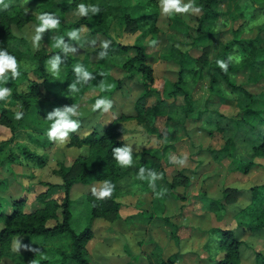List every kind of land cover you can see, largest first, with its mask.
Instances as JSON below:
<instances>
[{
  "label": "trees",
  "instance_id": "obj_1",
  "mask_svg": "<svg viewBox=\"0 0 264 264\" xmlns=\"http://www.w3.org/2000/svg\"><path fill=\"white\" fill-rule=\"evenodd\" d=\"M227 1L194 0V7L199 8V15L195 19L196 26L192 30L196 43L187 51L174 48L168 53L166 60L174 62L177 66V70L173 72L175 79L166 80L165 92H159L152 87L154 75L153 68L148 62L147 46L143 43L120 44L109 35L113 24L131 32L143 28L142 36L146 33H155L157 31L155 21L158 16L155 0H82L86 4L98 5L100 11L95 14L89 13L88 16L69 24H64V15L68 10L75 8L72 0H0V47L6 48L17 61L30 62L33 66L30 72L34 79H29L27 74L23 75L27 81L26 89L14 90L10 97L11 104L19 105L20 109L11 110L4 105L6 98L0 99V124L8 126L12 132L15 130L12 121L17 120L20 124L26 115H31L33 112H51L56 107L78 105L79 98L93 84L97 85V89L103 95L108 93V99L111 100V94L120 89L123 82L114 79L109 73L118 56L125 55V59L117 65L127 74L126 78L138 79L143 85L142 92L134 101L133 115L114 114L111 105L110 115H107V118L100 117L102 112L99 116L96 115L94 117L96 122L94 121L92 126L88 122L87 127L91 126V129L83 135H79L77 131L85 125V118L82 115L74 117L80 121V124L69 134V146H87V154L76 157L70 167L59 164L58 174L63 181L60 185L61 199L53 198L48 190H44L36 196L37 206L32 212L25 211L24 197L9 201V212L0 210V221L3 223L0 228V264L7 259L15 261L11 244L17 236L36 238L68 236L71 249L68 254L62 255V260H70L73 264H93L88 259L85 247L93 236V223L97 219L109 222L118 220L120 203L117 199L120 196L147 192L154 197L155 202L163 201L172 195H176L179 199L175 189L178 185H185L188 177L180 172L168 181L165 166L170 162L162 161L166 149L132 152L133 162L128 166H121L114 160L112 149L125 144L120 139L125 133L122 122L133 119L147 133L157 134L151 120L165 117L168 122H172L175 111L173 108H181L182 119L194 115L196 121L203 122V131L206 135L212 136L216 132L224 136L220 149L210 148L207 151L213 161L220 162L227 158L229 172L246 175L251 167L257 164L255 159L264 157V108L255 106L254 95L247 89V84H236L233 80L234 73L240 68L252 72L262 70V77L264 76V22L255 25L258 29L255 35L250 37L240 35L246 26H248L247 30H251L256 24L249 23L250 20L257 21L263 15L264 0H248L242 6L237 3L235 9L238 13L231 20L227 19V12L221 7ZM54 10L62 11L60 30L79 28V36L82 34L91 37L103 36L109 41L106 56L101 58L98 55L103 50V44L95 47L91 53H85V57L89 54L97 57L96 63L91 67L95 79L87 83L76 82V73L73 70L76 65L75 57L62 52L61 49L48 52L44 47H40L32 51L27 42L14 33L13 28L20 29L28 22H34L35 25L39 23L37 19L39 13ZM223 18L226 21L219 22L221 30L219 32L223 33L228 28L231 39L227 43H213L215 34H218L214 32L216 22ZM238 19L244 21L236 27L226 25L228 22L235 24ZM82 28L85 29L84 32L81 31ZM84 38L80 37V43L85 40ZM202 42H205V50L200 46ZM213 44L217 45L209 46ZM217 46H220L219 51ZM129 50L134 54L126 57ZM192 50L197 51L199 55L193 56ZM238 52L243 53L244 56L236 65L234 56ZM57 53L63 57V63L60 66V76L54 77L47 65L49 58ZM221 59L228 60L227 71H223L216 63ZM190 78L196 82L203 78L206 81L204 88L207 95L203 108L196 111L194 93L189 92ZM49 82L60 85L61 94L47 88ZM73 82H76L78 91L73 92L70 87L68 88ZM111 83L115 84L114 90H104V87ZM227 91L242 94L246 99L245 104L241 105V111L233 116H226L210 106L213 98L215 101H220L225 98ZM153 96L157 97L156 104L146 107V101ZM178 98H181L182 102L177 106L175 99ZM169 99L172 100L171 103H167ZM44 108H47V111H44ZM98 110L100 109L95 111L99 112ZM17 112L23 113L19 119L15 117ZM97 116L98 120H96ZM19 148L25 160L43 163L42 156L23 145ZM141 167L145 169L143 178L140 173ZM151 169L159 174L154 181L148 176V171ZM104 180H109L114 185L111 195L104 198H99L94 193L89 195L87 199L89 220L77 230L78 228L73 225L72 209L76 202L70 196L72 187L78 184L89 185L91 182L102 183ZM43 185L48 186L49 189L58 187L49 183ZM221 190L220 195L217 196L202 193V198L208 203L209 211L207 216L204 215L205 218L201 217L202 219L210 220L211 217H215L221 220L226 214L231 215V221L227 226L217 225L209 228L203 223L200 225L207 238L204 244V251L208 255L206 262L240 264V249L245 242L244 236L264 229V185L252 186L249 189L250 202L245 206L235 202L239 194L237 189L221 188ZM138 216L152 218V214L143 213L127 220H135ZM50 221L54 223L48 225ZM255 262L264 264V255L255 253ZM174 263L175 257H169L165 261L159 258L157 262V264Z\"/></svg>",
  "mask_w": 264,
  "mask_h": 264
},
{
  "label": "rangeland",
  "instance_id": "obj_2",
  "mask_svg": "<svg viewBox=\"0 0 264 264\" xmlns=\"http://www.w3.org/2000/svg\"><path fill=\"white\" fill-rule=\"evenodd\" d=\"M155 1L158 10V16L155 21L157 31L155 33H146L142 36L143 28L131 32L119 25L113 24L109 31V35L113 40L119 42L120 44L133 45L134 43H143L147 46V53L149 55L148 62L153 68L154 75V84L152 87L159 92H165L166 80L173 81L175 79V74H173V72L177 70V66L174 62L166 60V57L169 52L174 50V48L181 51H187L190 47L195 45V35L192 33V30L195 29V19L198 17L199 11L189 10L184 13L167 15L161 12L159 0ZM247 1L248 0H228L224 5H222L221 7L223 10L227 12V19L231 20L238 13L237 9H235V5L237 3L239 6H242ZM81 2L82 0H72V4L75 8L70 9L65 13L64 24L75 22L82 17L76 12V5ZM183 2H188V0H183ZM53 12L59 17L62 15V11L60 10H54ZM220 21H226V19H218L216 22L217 24L215 25L214 32L218 34H215L212 42L217 44H219V42L227 43L231 39L228 28L223 33L219 32L221 31L219 29L220 26L218 25ZM243 21L244 19H238L235 24L228 22L226 25H234V27H236ZM261 22H264V13L257 21L253 20L252 22L250 20L249 23H256L253 26L254 28L252 27L251 30H247L248 26H246L241 31L240 35L242 37L255 35L258 30L257 27L255 28V25L257 26V23ZM34 26V22H28L22 28H13V30L17 37H20L27 42L32 51L37 50L40 47H44L48 52L56 51L59 48L53 46L54 38L56 36H64L65 40L68 41L71 46L77 48L76 52L68 51L70 55L76 57V64L79 63L83 65L90 72L91 67L97 61V57L93 54H89L85 57V53H91L95 47L101 46L103 42L107 40L103 36L91 37L87 35L83 36V34L79 36V39L80 37H85V40H83L82 43H80L79 39L69 40L66 33L70 30L64 28L60 30L61 25L59 24V26L55 29H46L41 35V41L37 46H34L32 40L35 31ZM81 31L84 32L85 29L82 28ZM217 44L209 46H216ZM204 45L205 42L200 44L202 48L205 47ZM216 48L218 51L220 50V46H217ZM68 52L66 53L68 54ZM133 54L134 52L129 50L126 57ZM191 54L195 57L199 55V53L194 50L191 51ZM243 56L244 54L240 52L234 56L236 65L241 62V58ZM124 59L125 55L116 57V62L109 71L110 75L114 79L123 80L120 89L113 91L115 87L114 83H111L110 85L108 84V86L104 87V90L113 91V93L110 94L112 97L111 105H113L114 114H134V101L143 90V85L138 79H127V74L123 73L119 69L117 63H121ZM17 62L20 75L12 77L10 72L6 73L8 75V79L3 81L5 87H11L12 89L10 96L6 97L4 105H6V107H10L11 110L14 111H18L20 108L19 105L14 106L11 104L12 101L10 97L14 90L20 91L21 89H26L27 81L23 78V75L27 74L29 79H34L32 73L30 72V69L33 67L30 62ZM47 67L49 70V64ZM49 72L54 77L60 76V70L59 73L55 75L50 70ZM262 73V70L259 72H252L250 70L244 71L243 68H240L233 75V80L236 84L248 85L247 89L254 95L255 106L259 108H264V76L262 77ZM195 82L196 81L190 78L189 92L194 93L193 96L195 98L196 111L203 108L204 99L207 93L204 88V83L206 82L205 78L196 83ZM92 83H94V81ZM47 88L61 94L60 85L55 84V82H49L47 84ZM101 96L106 98L109 97L108 93L107 95H103V93L97 89V85L93 84L92 87L90 86L88 90H86L79 98L78 112L79 115H82L85 118L84 122H86L84 126L78 129L77 133L79 135H83L91 129L90 127L95 121L94 117L96 115L99 116L101 112V115H103H100L101 118H107L106 116L110 115L109 112L112 110L111 108H108L107 110L100 109L98 110L99 112L95 111L96 109L93 108L95 100ZM156 99V96L149 98L146 101L145 106H154L157 102ZM171 101L172 100L169 99L167 100V103H171ZM211 101V108L218 110L226 116H233L241 111V105L245 104L246 99L242 94L227 91L225 93V98L222 100L215 101L213 98ZM181 102V98L175 99V104L177 106ZM173 110H175L172 118L174 120H172L173 124L175 123L179 126L181 125L184 130L177 131L172 128H168L167 132L170 135L169 137L173 139L169 140L166 133V142L163 141V139L161 141L158 138H154L155 142L153 146L157 147L160 145L159 149H162L164 146V149H168L170 145L172 147H181L180 145L184 144L181 141V137H188L190 143L193 144V148L198 149L196 152L198 157H194L193 159H198L200 163L206 165L205 167H210V164L207 161L213 162L214 165V169L209 170L210 172H215V176L210 179L209 183L211 185L209 188L203 192H206L211 196H217L220 191H222L221 188H234L239 191L235 202L242 206L247 205L250 202L249 189L252 186L264 185V157L256 158L255 162L257 164L251 167L250 171L246 175L234 171L229 172V160L227 158L222 159L220 162L213 161L207 151L210 148L220 149L223 145L224 136L216 132H214L212 136L206 135L203 131L204 125L201 120L196 121L194 115L186 119H182V109L173 108ZM44 111H47V108H44ZM47 113L49 112H33L31 115H26L20 124H18L17 120L12 121L15 126V130H13V132L8 126L0 124V210L3 209L4 211L9 212V201L19 197H24L26 199L25 211L32 212L37 206L35 202L36 196L44 190H48L49 194L53 198L61 199L62 189L60 185L63 181L58 174L59 164L70 167L76 157L86 155L88 152L87 146H69V138L64 142L49 139L47 130L50 127L51 122L46 119ZM98 116L96 117V120H98ZM88 122L91 124L90 127H87ZM152 123L156 128L157 133L159 131H164L163 128L166 126V118H155L151 120V124ZM136 131H138L136 124L134 123V126L131 124L127 130L125 129V134L122 135L120 139L123 140L125 144L131 145L132 148L134 147L135 149H140L149 143L147 142V144V140H144L145 134H138ZM133 132L135 134H133ZM20 145H23L36 154L42 156L43 163L40 164L25 160L20 154ZM183 146H185V144ZM143 150L146 149L143 148L138 152ZM162 161L171 162L168 159L167 153L162 156ZM45 183L57 185L58 187L49 189L48 186L43 185ZM101 186V182H91L89 185L78 184L72 187L70 196L71 199L76 202L74 208L72 209L74 220L73 225L78 228L77 230L81 229L85 225V222L89 220L90 215L87 204L89 195L93 193V189L98 192ZM195 216L198 217L197 222H203V224L207 225L206 227L209 228L217 225L227 226L231 221L230 214H226L221 220H217L215 217L210 220H204L200 218H205L204 215ZM53 223V221H50L48 222V225H52ZM112 225L113 222H109L104 219H97L94 221L92 227L93 236L85 245L88 259L91 263L157 264L158 259L162 255L160 253V249L157 247H155L153 250L154 252L150 255V257H148V253L144 251L140 253V256L138 257L134 255L138 253L139 250H142L144 245L148 244V241L145 240L147 236L144 237L141 230L133 228L127 232L126 230L122 231L120 227H113ZM2 226L3 223L0 221V228ZM17 237L20 239L22 244L28 245L29 247L20 248L17 253L14 245L16 239L15 237L11 244V251L15 255V261L13 262L7 259L1 264H73L70 260H62V255L68 254L71 249L68 236L55 238ZM243 239L245 242L240 249V264H256L255 253H261L264 255V229L247 234ZM36 248L40 250L39 253L30 250ZM206 256L208 255L206 254Z\"/></svg>",
  "mask_w": 264,
  "mask_h": 264
},
{
  "label": "crops",
  "instance_id": "obj_3",
  "mask_svg": "<svg viewBox=\"0 0 264 264\" xmlns=\"http://www.w3.org/2000/svg\"><path fill=\"white\" fill-rule=\"evenodd\" d=\"M125 115L133 114L125 113ZM134 123L138 128L136 132L142 135L145 134L144 140L149 143L143 147L146 150L159 149L160 145L157 147L153 146L154 138H158L161 141L163 139L166 142V133L169 140H172L173 138H170L167 132L168 128L177 131L184 130L181 125L173 124L167 120L166 126L163 128L164 131H159L157 134H148L133 119L122 122L121 125L127 130L131 124L134 126ZM133 134L135 133L133 132ZM181 139L185 146H183L184 144L180 145L181 147H172L170 145L165 150V153L168 154V159L171 161L170 164L165 166L168 181L180 172L188 177V182L185 185H178L175 189L179 199L176 198L175 193V196L172 195L163 201L156 202L150 193L135 192L120 196L117 199L120 203V218L114 221L112 226L120 227L122 231L126 230L127 232L133 228L138 229L143 232L144 237L147 236L145 240L148 241V244L134 254L137 257L143 251L147 252L148 257H150L155 247H157L162 254L160 258L164 261L169 257H175L174 264H208L206 262L208 256H206L204 251L206 237L200 229V225L203 222H197L198 217L195 215L207 216L209 213L208 203L202 198V193L209 188L211 185L209 183L210 179L215 176V172H210L209 170L214 169V165L213 162L207 161L210 167H205L206 165L200 163L198 159L194 160V157H198L196 154L198 149L193 148V144L190 143L188 137H181ZM143 148L135 149L131 147V151L138 152ZM174 158H182L184 163H177ZM143 213L152 214V218L140 216L136 220H127Z\"/></svg>",
  "mask_w": 264,
  "mask_h": 264
},
{
  "label": "clouds",
  "instance_id": "obj_4",
  "mask_svg": "<svg viewBox=\"0 0 264 264\" xmlns=\"http://www.w3.org/2000/svg\"><path fill=\"white\" fill-rule=\"evenodd\" d=\"M160 10L163 14L172 15L174 13H184L189 10L198 11L199 8H194L193 3L194 0H188V2H183V0H159ZM100 11V8L96 4H86L79 3L76 5V12L82 16L86 17L89 13L95 14ZM37 19L39 23H37L34 31V35L32 37L34 46H37L41 41L42 33L47 29H55L61 23L60 17L56 15L54 12L46 11L38 14ZM79 28H73L66 33L69 40H78L79 39ZM109 41L105 40L103 42V50L98 53V55L102 58L107 55ZM54 47L61 49L62 52H76L77 48L71 46L68 41L65 40L64 36H56L54 38ZM63 57L57 53L51 56L48 60L49 70L55 75L59 73L60 66L63 63ZM216 63L223 71L228 70L229 62L228 60H217ZM74 72L76 73V82L87 83L92 79H95V76L92 72H90L86 67L77 63L74 66ZM11 73L12 77H17L20 75L18 70V62L14 55L9 53L6 48L0 47V99H4L9 97L11 94V87H5L3 81L8 79V75L6 73ZM76 82H73L70 87L73 92L78 91L76 87ZM111 106V100L106 97H98L94 104V109H102L107 110ZM23 115L22 112L15 113V117L19 119ZM79 115L78 105L71 104L70 106L56 107L51 112L47 113L46 119L50 121V127L47 130V135L49 139H55L60 142H64L69 138V134L75 131L80 124V121L74 117ZM112 154L114 160L117 164L121 166L131 165L133 162V156L131 151V145L124 144L119 147H114L112 149ZM177 163L183 164L184 160L182 158H174ZM145 169L141 167L140 173L143 178V173ZM158 173L155 170H149L148 176L151 180H155L158 177ZM114 189V185L109 180H104L102 182V186L97 192L93 189V193L97 195L99 198L108 197L111 195ZM15 251L18 253L20 248H27L28 245H24L20 242V239L16 237L15 242ZM33 252L39 253L40 250L30 249Z\"/></svg>",
  "mask_w": 264,
  "mask_h": 264
}]
</instances>
